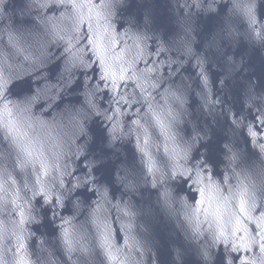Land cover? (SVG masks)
<instances>
[{"label": "clouds", "instance_id": "obj_1", "mask_svg": "<svg viewBox=\"0 0 264 264\" xmlns=\"http://www.w3.org/2000/svg\"><path fill=\"white\" fill-rule=\"evenodd\" d=\"M0 264H264V0H0Z\"/></svg>", "mask_w": 264, "mask_h": 264}]
</instances>
